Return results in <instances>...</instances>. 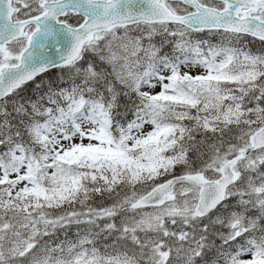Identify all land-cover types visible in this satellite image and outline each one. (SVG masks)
I'll return each instance as SVG.
<instances>
[{
  "label": "snow or ice",
  "instance_id": "6c2138e0",
  "mask_svg": "<svg viewBox=\"0 0 264 264\" xmlns=\"http://www.w3.org/2000/svg\"><path fill=\"white\" fill-rule=\"evenodd\" d=\"M0 264H264V0H0Z\"/></svg>",
  "mask_w": 264,
  "mask_h": 264
}]
</instances>
